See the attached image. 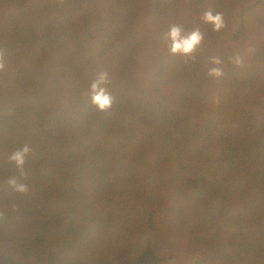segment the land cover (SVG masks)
Here are the masks:
<instances>
[{
    "label": "trees",
    "instance_id": "trees-1",
    "mask_svg": "<svg viewBox=\"0 0 264 264\" xmlns=\"http://www.w3.org/2000/svg\"><path fill=\"white\" fill-rule=\"evenodd\" d=\"M0 53V264H264V0H0Z\"/></svg>",
    "mask_w": 264,
    "mask_h": 264
},
{
    "label": "clouds",
    "instance_id": "clouds-1",
    "mask_svg": "<svg viewBox=\"0 0 264 264\" xmlns=\"http://www.w3.org/2000/svg\"><path fill=\"white\" fill-rule=\"evenodd\" d=\"M202 20L213 26V31L219 32L227 27L222 13H213L211 9L204 12ZM167 39L170 40L169 52L172 55H178L186 58V60H194L196 50L201 46L204 40L203 33L199 28H194L191 32L184 34L183 29L178 25L169 28ZM237 67L241 66V59L236 56L232 61ZM214 67L209 69L208 75L213 78L223 76L222 61L217 57L211 60ZM4 69L3 54L0 53V71ZM109 75L107 72H101L96 80L90 85V99L92 104L101 112L108 111L113 103L114 97L108 91ZM30 148L25 145L21 149L15 151L10 161L13 162L21 175L24 174L25 158L30 153ZM9 184L18 193L24 194L28 191L27 185L18 183L15 178L9 181Z\"/></svg>",
    "mask_w": 264,
    "mask_h": 264
}]
</instances>
